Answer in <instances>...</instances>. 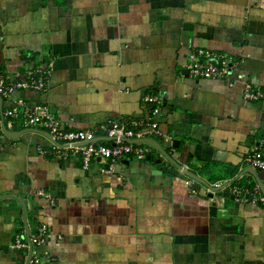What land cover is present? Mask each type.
I'll return each instance as SVG.
<instances>
[{"label":"crops","instance_id":"0c3cea01","mask_svg":"<svg viewBox=\"0 0 264 264\" xmlns=\"http://www.w3.org/2000/svg\"><path fill=\"white\" fill-rule=\"evenodd\" d=\"M196 49L227 56L229 75L192 77ZM44 65L47 88L0 97L2 111L44 105L67 130L102 138L101 125L146 118L143 97L156 95L153 139L204 184L152 147L144 160L84 170L39 133L4 134L0 264L32 254L42 264H264V202L252 201L255 187L264 197V171L246 161L264 155V0H0V76L19 81ZM245 84L261 97L246 101ZM38 227L41 247L14 248Z\"/></svg>","mask_w":264,"mask_h":264},{"label":"built area","instance_id":"2783aa9c","mask_svg":"<svg viewBox=\"0 0 264 264\" xmlns=\"http://www.w3.org/2000/svg\"><path fill=\"white\" fill-rule=\"evenodd\" d=\"M230 63L231 60L223 54L208 49H196L189 53L186 68L192 77L211 80L225 79L230 73ZM51 73V65H44L28 69L23 79L19 81L6 80L0 76V97L8 98L18 90L44 91L47 88ZM230 85L232 84L230 83ZM242 96L246 101H256L261 97V92L259 88L245 84L242 89ZM143 101L151 106L146 118L131 121L128 124L107 123L101 125L99 129L104 132L102 138H99L97 132L93 130H67L62 122L54 118L48 107L44 105L29 106L17 101L11 108L0 112V139L4 136L1 125L5 123L10 126L12 122L17 120L24 127H35L45 131L57 144L56 148L59 152L69 151L72 156H78L84 170L88 169L94 160H101L111 165L126 157L144 160L151 147L145 143L127 141L143 138L153 139V137L160 136L158 118L162 101L156 95H146L143 97ZM246 161L252 168L264 171V155L259 151L249 154ZM110 168L101 171L108 172ZM234 191L237 194L240 193L237 189ZM39 194L42 195L43 193ZM252 201L264 202L263 196L258 197V188L256 187L252 191ZM45 236L46 229L38 227L34 236L29 240L31 248L41 247ZM30 245L17 238L13 246L15 249H29ZM28 264H42V262L38 256L32 254Z\"/></svg>","mask_w":264,"mask_h":264},{"label":"water","instance_id":"95a60500","mask_svg":"<svg viewBox=\"0 0 264 264\" xmlns=\"http://www.w3.org/2000/svg\"><path fill=\"white\" fill-rule=\"evenodd\" d=\"M1 103H2V99L0 98V112H1ZM15 126V125H14ZM14 126H13V128L10 130V129H8V128H6L5 127V125L4 124H2L1 125V127H2V131H3V133L8 137V138H11V139H13L14 137H16V135L17 134H22V133H24V132H26V131H34V132H36V133H39V134H41L42 136H44V137H46L48 140H50V141H52L55 145H57L52 139H51V137L48 135V134H46V133H44V132H41V131H38V130H25V131H22V132H15V131H13V129H14ZM108 140V139H107ZM127 142H132V143H138V142H140V143H145V144H147V145H149L150 147H152L153 149H156L160 154H161V156H163L164 157V159L166 160V161H168L169 163H171L173 166H175L179 171H181L182 173H184L185 175H187L188 177H190V178H193V179H195L196 181H198V182H200V183H202V184H204V182L202 181V180H200V179H198V177H196L195 175H193L192 173H190L189 171H186L185 169H183L181 166H179L163 149H162V147H161V145H160V143H159V141H157V140H155V139H149V138H143V139H140V140H132V141H127ZM155 163H156V168H157V170H159L160 172H162V171H164V168L162 167V165H161V162H160V160H157V161H155ZM247 172H249V173H251L252 175H255V171H254V169L253 168H248L247 169ZM230 184V182L229 183H226L223 187H225V186H228ZM258 186H259V188H260V191H261V193L264 195V185L261 183V182H258ZM223 187H221V188H223ZM220 188H216V189H213V190H219ZM30 244V243H29ZM31 252H32V250H31V245H30V248H29V256L31 255ZM28 260H29V257H28V259H27V263H28ZM26 263V264H27Z\"/></svg>","mask_w":264,"mask_h":264}]
</instances>
